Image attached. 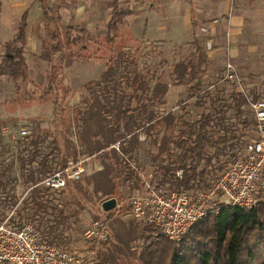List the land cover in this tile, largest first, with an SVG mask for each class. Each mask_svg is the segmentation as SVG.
I'll return each mask as SVG.
<instances>
[{
    "label": "trees",
    "instance_id": "16d2710c",
    "mask_svg": "<svg viewBox=\"0 0 264 264\" xmlns=\"http://www.w3.org/2000/svg\"><path fill=\"white\" fill-rule=\"evenodd\" d=\"M35 1L40 5L45 22L47 41L43 43L40 58L49 64L48 82L39 88L29 77L24 14L18 30L5 43V51L0 56V79L9 80L17 95L15 100L0 102V113L1 109L15 107L20 101L26 106L49 104L51 124L64 149L63 156H58L57 168H64L71 159L76 161V146L82 154L98 157L102 169L89 176L86 183L92 186L101 204L112 198L117 201L119 186L129 183V189H139L142 181L131 165L139 161L141 146L154 149V154L146 151L150 155L149 162L154 166L153 188L169 184L172 190L191 189L204 184L207 177L213 178L214 172L221 171L243 147L255 124L249 103L258 100L260 94L255 91L252 94L245 80L247 95L238 92L233 83L219 81L218 78L204 86L212 62L209 50L196 34L202 21L193 7V0L187 2L191 6L194 31L191 43L195 59L179 61L172 68L173 85H185L183 101L173 112L160 111L169 84L156 78L150 85L148 78L140 72L129 45L116 47L124 15L118 11L117 2L111 5L107 35L96 39L86 30L71 24L62 26L60 5H50L49 0ZM146 45L150 47L151 43ZM67 60L101 62L104 65L99 80L82 86L86 95L82 96L80 106L67 105L72 96L65 85L64 64ZM131 67L132 72L128 74ZM28 85L33 87L32 91L26 90ZM125 87L131 88L132 92L127 93ZM190 105L204 110L199 119L187 117ZM72 130L77 138L76 146L70 137ZM141 134L144 141L139 140ZM41 141L29 136L21 140L22 149L17 161L24 182L29 185L36 184L57 169L52 163L53 158H50L52 152H41ZM117 143L120 152L111 148ZM55 147L61 156V149ZM13 165L14 160L5 166L0 161V208L3 207L4 211L17 204L13 186L12 189L10 187L16 182L15 177H10ZM179 170H183L182 178L176 176ZM76 184L69 183L58 192L37 188L30 193L33 211L29 221L36 222L45 242L62 249H67L64 227L78 222L83 207L73 208L69 200L60 197L69 193L72 187H79ZM55 195L59 197L57 202ZM119 210L117 202L112 211ZM3 215L0 212V220ZM114 219L100 220L106 231H112V239L107 236L106 240L88 241V250L94 256L90 264H264V194L262 202L250 210L220 208L217 213L206 215L179 241L168 240L157 234L154 226L142 222L128 223L121 232H113L112 223L117 222ZM19 221V218H13V227H19ZM136 242L142 245L132 247L131 244Z\"/></svg>",
    "mask_w": 264,
    "mask_h": 264
},
{
    "label": "rangeland",
    "instance_id": "374dc122",
    "mask_svg": "<svg viewBox=\"0 0 264 264\" xmlns=\"http://www.w3.org/2000/svg\"><path fill=\"white\" fill-rule=\"evenodd\" d=\"M0 1L1 4L3 6L5 5L6 7L10 3L8 0ZM212 1L213 0H194L196 6L203 13L210 11V7L213 4ZM231 3L232 12L235 16L234 22L230 21V19L208 21L209 25L204 27L198 37L201 40V43L205 44L206 49L208 50L214 46L216 48L221 47L224 43V40L226 39V34L228 32H233V29L242 31L245 34L243 46L245 50L248 48V54L251 57L249 60H251L250 63H252L251 67L254 68L248 75L250 78L245 80L247 83L246 86L249 91L252 90V94L254 91L255 93L258 92L260 94L259 99L264 100V35H262V31H264V0H231ZM210 28L213 29L212 36L208 35ZM122 31L123 34L125 33L127 35L126 26H123ZM0 33V39H2L1 36L3 32L0 30ZM123 34L122 37L119 38L116 47L129 45L128 48L132 50V53H134L133 57H135L137 64L139 63V67L141 68L140 72H143L144 77L148 78V83L150 85L154 84L156 78L169 84L171 87L170 90L172 89V92L169 95L170 98L168 100V103H170L169 106L171 105L174 107L175 103V105L182 103L183 96L185 94V85H179L176 87L173 85L174 77L172 75V68L174 64L179 61H187L195 57V52L191 41L179 44L166 42L151 43V46L148 47L146 43L142 41L137 42V40H134V38H126V36L124 37ZM210 38H212V42L207 45ZM211 62L212 67L209 71L210 74L205 77L204 86H208L216 78L215 74L220 73V62H222V60L214 58L211 60ZM234 65L236 66L235 63ZM95 68L96 67L92 66L91 70L95 71ZM69 69L66 70L67 75H70ZM130 69L131 70H129L128 74L132 72L133 68L131 67ZM213 70L214 73L212 75ZM27 90L32 91L33 87L29 86ZM125 90L127 93L132 92L131 88L125 87ZM213 94H215V92ZM35 95L37 96V93H35ZM83 95H86L85 91L82 95H80V105ZM22 96L23 95H19V98L21 97L22 99ZM16 98L17 95L14 92L11 82L7 79H0V102L6 100H15ZM45 104L26 106L23 101H20L15 107L1 109L0 113V126L1 129H4L2 132L4 134L0 135V161H3L5 166L14 160L10 177H15L16 182L11 184L10 187L12 189L13 186V194L15 195L17 202H20L16 218H19L21 221L30 220L29 218L33 211V203L31 201L30 194H27V190L31 185L24 182V176L21 175L19 161H17L19 151L22 149V139H19V131L22 127H25L30 132L29 138L37 137L42 140L39 148L43 154H49L52 152L50 158H53L52 163H54L55 168L59 166L58 158L62 157L64 154L62 140L56 135L51 124V106L47 103ZM80 105L76 104L75 106ZM187 110L190 111V114L187 115V117L192 120H196V118L200 117L204 112L202 108H197L192 105H190ZM70 137L76 146L77 143L75 142H77V138L75 136L74 130L71 131ZM55 146L61 149V156L60 154H57ZM76 149L78 152L76 161H84L86 172L84 173L81 180L76 184L79 185V187H72L69 193L61 195L60 198L67 201L69 200L72 203L73 208L79 205L83 207V210L79 215L78 222L65 225L63 237L66 239L64 244H66L67 249H69L72 254L75 255L76 260L79 261L78 264H90L94 256L88 250L89 243L83 238V232L93 221H105L110 217L113 219L116 218L114 220H117V222L113 221L112 223L113 232H121L123 228L128 225V223H136L138 221L133 219L131 216L129 199L134 189H129V183L128 185L125 184L126 186H119L117 189L118 196L116 203L118 202L120 206L119 211L105 213L101 209V200L93 193L92 186L86 183V179L89 176L97 171H100V160L98 157H89L85 154H82L81 149L77 146ZM146 151L154 154L153 147L141 146L138 153L139 161L137 163H132L131 166L134 170H138L144 174V176H146L145 181H149L151 183L154 175V166L151 164V162H149L148 158L150 155L146 153ZM142 183L143 181L138 187L139 189H144ZM151 184L153 186V183ZM162 188L164 187H159V189ZM55 196L54 199L57 202L59 197ZM4 210L5 209L1 207L0 212H5ZM29 222H32L36 225V222ZM111 232L110 230L107 231L110 239H112ZM136 245L141 246L142 244L141 242L131 244L132 247H135Z\"/></svg>",
    "mask_w": 264,
    "mask_h": 264
},
{
    "label": "built area",
    "instance_id": "2783aa9c",
    "mask_svg": "<svg viewBox=\"0 0 264 264\" xmlns=\"http://www.w3.org/2000/svg\"><path fill=\"white\" fill-rule=\"evenodd\" d=\"M220 59V73L215 74L216 78L233 83L238 92L247 95L244 78L231 60L229 44L223 49ZM249 108L255 119L252 133L234 159L227 162L221 171L216 170L213 178L207 177L204 184L180 190H172L166 184L162 189H154L149 181H145L146 176L136 170L144 189L134 190L129 199L132 218L154 226L157 234L170 241H179L198 220L217 213L220 208L250 210L258 206L264 194V100L250 102ZM29 134L22 127L19 139L23 140ZM139 140L144 141V135L141 134ZM111 148L120 152L119 143ZM85 172L84 161L69 160L64 168L55 169L31 185L27 194L37 188L58 192L69 183L80 181ZM182 175L183 170L176 172L178 178H182ZM19 205L18 201L12 209L1 211L4 215L0 220V264L79 263L69 249L45 242L34 223L19 221L17 224L20 223V226L13 227L12 219L16 218ZM107 236L106 228L100 220L92 222L83 232V238L87 241L106 240Z\"/></svg>",
    "mask_w": 264,
    "mask_h": 264
},
{
    "label": "crops",
    "instance_id": "0c3cea01",
    "mask_svg": "<svg viewBox=\"0 0 264 264\" xmlns=\"http://www.w3.org/2000/svg\"><path fill=\"white\" fill-rule=\"evenodd\" d=\"M8 1L9 5L6 7L1 4L0 10V30L3 32L2 39H0V55L5 51V43L9 42L18 30L21 17L26 14L25 52L30 62L29 77L34 85L42 88L48 82L49 64L40 58L44 49L43 43L47 41L40 5L35 0ZM116 2L118 11L124 14L120 26V38L123 34V26H126L127 29V35L124 33V37L134 38L137 42L142 41L146 44L162 42L179 44L190 42L194 37L190 17L191 6L187 0H49L50 5L61 6L62 26L71 24L76 28L86 30L91 37L96 39H102L107 35L108 23L112 15L111 5ZM212 3L210 11L203 13L194 2L193 7L200 14V21H202L196 32L197 36L205 26L209 25L208 21L230 19L234 22L235 20L231 0H213ZM263 32L262 35H264ZM208 35H213L212 28L209 29ZM244 40L245 34L233 29V32L226 34V39L221 47L214 46L208 50L211 60L214 58L221 60L223 49L229 44L231 60L236 64V68L244 80H247L250 78L249 73L254 68L251 67L248 48L244 49ZM208 41L207 45L212 42V38ZM92 66L96 67L95 71L91 70ZM67 69H69L70 75L66 74ZM103 71L104 65L101 62L71 60L65 62V85L72 92L71 98L67 101L68 107L80 105V95L84 93L81 89L82 86L88 82L99 80ZM29 86L31 85H28L26 90ZM170 88L165 96V103L160 108L162 112L181 105V103L178 105L175 103L174 107L169 106V95L172 92Z\"/></svg>",
    "mask_w": 264,
    "mask_h": 264
},
{
    "label": "water",
    "instance_id": "95a60500",
    "mask_svg": "<svg viewBox=\"0 0 264 264\" xmlns=\"http://www.w3.org/2000/svg\"><path fill=\"white\" fill-rule=\"evenodd\" d=\"M115 207H116V200L114 198L106 200L101 204V209L104 212L112 211L113 209H115Z\"/></svg>",
    "mask_w": 264,
    "mask_h": 264
}]
</instances>
